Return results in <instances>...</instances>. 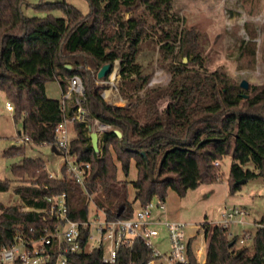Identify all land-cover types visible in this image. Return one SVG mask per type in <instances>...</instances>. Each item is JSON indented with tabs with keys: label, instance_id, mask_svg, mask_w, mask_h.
I'll return each mask as SVG.
<instances>
[{
	"label": "trees",
	"instance_id": "16d2710c",
	"mask_svg": "<svg viewBox=\"0 0 264 264\" xmlns=\"http://www.w3.org/2000/svg\"><path fill=\"white\" fill-rule=\"evenodd\" d=\"M85 1V15L62 1L35 6L47 14L29 18L22 11L26 0H0V91L13 106L14 122L21 120L28 142L56 149L55 128L70 119L76 107L72 98L63 106L62 101L47 98L46 84L57 81L63 95L68 81L78 77L86 116L84 122H72L69 149L78 162L89 165L83 186L65 176V167L62 178H50L41 159L22 158L12 166L15 179L22 182L12 187L22 207L0 204V248L11 243L16 229L37 231L43 222L35 210L46 209V199L54 195H65L70 220H87L90 198L107 220H125L133 217L134 205L144 206L155 197L164 201L167 190L183 197L200 184L217 181L222 176L220 162L227 156L230 193L240 189L242 180L264 181V82L252 87V96L244 97L224 72H206L200 33L182 24L171 0ZM53 11L64 17L53 16ZM154 40L169 60L170 78L165 86L147 88L149 76L137 58L142 44ZM246 50L253 53L251 47ZM115 63L123 106L105 102L97 85L108 77L97 79L100 68L110 65L112 71ZM94 121L107 127L98 152L90 142ZM22 155L23 147L3 152L6 158ZM131 161L135 180H118L119 170L128 176ZM248 164L252 169L245 168ZM129 186L134 190L132 201ZM10 187L7 180H0V192ZM202 227L208 236L204 264H264V212L250 248L233 250L236 239H228L226 229ZM190 246L191 239L189 264H198ZM149 254L143 241L135 240L120 247L114 264H147ZM56 256L46 264H55ZM66 264L106 263L102 250L94 249L68 254Z\"/></svg>",
	"mask_w": 264,
	"mask_h": 264
},
{
	"label": "rangeland",
	"instance_id": "374dc122",
	"mask_svg": "<svg viewBox=\"0 0 264 264\" xmlns=\"http://www.w3.org/2000/svg\"><path fill=\"white\" fill-rule=\"evenodd\" d=\"M62 1L75 7L83 15L88 13V4L85 0H26L22 11L29 18L44 17L47 13L36 9L35 6ZM171 2L172 10L179 15L182 24L200 33V53L206 72H224L238 85L243 81L246 82L247 88H240V91L245 97L252 96V87L261 86L264 82V0H171ZM51 14L59 18L64 17L58 11H53ZM155 40L143 43L137 58L143 73L149 76L147 88L165 86L170 78L166 70L169 60L163 58ZM247 47H251L252 54L248 53ZM183 62L186 63L185 60ZM187 67L190 70L197 69L191 65ZM117 73L118 65L115 63L108 77L97 81V85L101 87V97L105 102L123 106L125 101L118 93ZM68 85L69 81L67 87ZM67 92L61 94L57 81L46 84L45 94L49 99L61 101ZM67 96L73 99L75 94L71 93ZM7 101L6 95L0 91V180H7L11 186L8 191L0 192V204L7 207H22L19 197L12 191V187L22 182L15 179L11 167L19 164L22 158L41 159L46 165L48 174L60 177V164L63 159L54 147L24 141L21 120L14 122V113L5 109ZM68 129L72 137L73 124H69ZM102 132L103 127L94 121L90 126V133H97L100 138ZM19 147H23L22 156L3 157L4 151ZM230 163V156L223 158L219 167L222 176L217 181L200 184L196 189L188 190L183 197H178L174 191L167 190L164 200L165 209H156L153 212L155 219L159 217L161 221L180 222L186 225L185 237L191 239L192 252L201 244H207L208 236L204 237L202 226L204 224L211 227L220 225L222 211L233 208L245 211L243 215L234 216L226 228L227 238L236 239L233 250L241 247L250 248L252 245L256 223L264 212V181L262 177H257L240 184L239 190L230 193L228 188ZM245 168L252 169V165L248 164ZM135 178L136 170L133 161L130 163L127 177L120 170L117 174V179L121 181H133ZM128 193V199L132 201L134 190L131 186L128 188ZM155 199L156 197L153 198ZM90 200L89 217L96 210L92 198ZM134 206L137 207V205ZM155 229L159 235L152 238L151 243L163 256H167L169 243L166 230L163 226H156ZM246 236L249 237L245 238ZM240 240H243V243H240ZM201 260L203 258L199 259Z\"/></svg>",
	"mask_w": 264,
	"mask_h": 264
},
{
	"label": "built area",
	"instance_id": "2783aa9c",
	"mask_svg": "<svg viewBox=\"0 0 264 264\" xmlns=\"http://www.w3.org/2000/svg\"><path fill=\"white\" fill-rule=\"evenodd\" d=\"M82 85L77 77L69 81L68 92L62 97V106L67 95L73 93V106L76 111L70 119L63 120L55 128V147L62 155V167L65 176L83 186L89 174V165L80 163L69 149L70 131L68 125L74 120L85 121L86 112L81 109L83 93ZM5 109L13 112V106L5 103ZM102 126V125H101ZM103 127V126H102ZM107 127H103L105 131ZM24 141H28L24 139ZM215 165H218L216 162ZM50 178L55 177L48 174ZM48 207L35 210L41 214L42 226L35 231L27 232L16 229L8 246L0 248V264H46L54 253L57 254L55 264H66V256L73 253H88L94 249L102 250V261L114 264L121 246H131L135 240H141L150 249L147 264H189L187 256L188 241L185 237L186 225L180 222L153 219L154 210L165 209L164 201L156 198L147 204L134 208L133 217L125 220H107L102 211L95 210L86 221H73L67 217L65 195H54L47 199ZM245 214L244 210L233 208L223 210L221 228H228L234 216ZM156 226H163L167 233L169 254L163 256L151 243V239L159 235ZM85 236L82 243V237ZM204 235V234H203ZM246 236L245 238H248ZM243 243V240H240ZM206 245L201 244L192 252L198 264L205 263ZM200 258L203 260L199 261Z\"/></svg>",
	"mask_w": 264,
	"mask_h": 264
},
{
	"label": "water",
	"instance_id": "95a60500",
	"mask_svg": "<svg viewBox=\"0 0 264 264\" xmlns=\"http://www.w3.org/2000/svg\"><path fill=\"white\" fill-rule=\"evenodd\" d=\"M65 69L67 71H69L71 69V67L69 65H65ZM110 71H111V66L110 65H104L97 72V75H96L97 79L101 80V79L105 78L107 75H109ZM239 86L241 89H246L247 83L243 81L239 84ZM82 93H83V90H82ZM102 126L105 127L104 125H102ZM114 133L117 137H119V138L121 137V133L119 131L115 130ZM90 142H91L92 149L95 152H98L99 151V135L97 133H90ZM238 183L243 184V183H245V181L242 180Z\"/></svg>",
	"mask_w": 264,
	"mask_h": 264
},
{
	"label": "crops",
	"instance_id": "0c3cea01",
	"mask_svg": "<svg viewBox=\"0 0 264 264\" xmlns=\"http://www.w3.org/2000/svg\"><path fill=\"white\" fill-rule=\"evenodd\" d=\"M62 163H63V161L61 162L60 167H61ZM45 169H46V165H45ZM60 171H61V170H60ZM53 176H54V175H53ZM55 177H57V176H55ZM134 207H135V206H134ZM152 218H153V215H152ZM153 219H155V218H153ZM156 219H160V218L158 217V218H156Z\"/></svg>",
	"mask_w": 264,
	"mask_h": 264
}]
</instances>
